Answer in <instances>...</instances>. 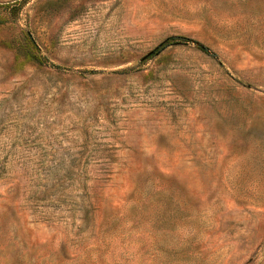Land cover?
<instances>
[{
	"label": "rangeland",
	"instance_id": "1",
	"mask_svg": "<svg viewBox=\"0 0 264 264\" xmlns=\"http://www.w3.org/2000/svg\"><path fill=\"white\" fill-rule=\"evenodd\" d=\"M0 264H264V0H0Z\"/></svg>",
	"mask_w": 264,
	"mask_h": 264
},
{
	"label": "trees",
	"instance_id": "2",
	"mask_svg": "<svg viewBox=\"0 0 264 264\" xmlns=\"http://www.w3.org/2000/svg\"><path fill=\"white\" fill-rule=\"evenodd\" d=\"M178 40H185L183 39V37L181 36H169L167 38H165L162 42H160L159 44H157L153 49H151L147 54L146 57L154 55L156 53H159V51L161 49H163L164 47H166L168 44L176 42ZM36 60L38 58H35Z\"/></svg>",
	"mask_w": 264,
	"mask_h": 264
}]
</instances>
